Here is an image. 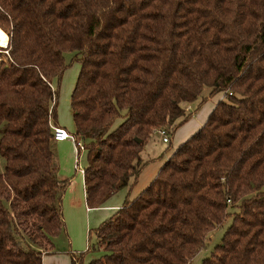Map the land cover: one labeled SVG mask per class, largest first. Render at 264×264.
<instances>
[{
    "label": "trees",
    "instance_id": "trees-1",
    "mask_svg": "<svg viewBox=\"0 0 264 264\" xmlns=\"http://www.w3.org/2000/svg\"><path fill=\"white\" fill-rule=\"evenodd\" d=\"M0 29V264H42L65 234L51 150L65 52L88 209L131 186L183 105L227 96L70 264H189L228 217L202 264H264V0H0Z\"/></svg>",
    "mask_w": 264,
    "mask_h": 264
},
{
    "label": "rangeland",
    "instance_id": "rangeland-1",
    "mask_svg": "<svg viewBox=\"0 0 264 264\" xmlns=\"http://www.w3.org/2000/svg\"><path fill=\"white\" fill-rule=\"evenodd\" d=\"M4 48H0V59L2 57V50H4ZM63 57L65 63L68 65V68L64 72L60 81L56 122L58 127L66 130L70 135H72L74 133V126L72 120V110L70 107V94L73 90L79 72V64L72 61V53L65 52ZM54 87L55 85L53 84V89ZM208 94L209 89L204 88L200 98L195 103H193L191 106L183 105L189 112L192 113V116L186 123H184V125L186 124V127L183 128V125L182 128H179L175 132L174 136L170 135L168 137V130L163 131L165 136L169 138V143L164 144L162 142L164 136L159 134V131L153 133V137L144 143L143 150L140 154L141 161L144 165L138 173L137 178L131 181V186L129 188L119 191L117 194L107 200L103 205L104 207H109L111 204L115 203L122 204L126 197H128L129 200L137 197V195L142 192L154 179L158 170L163 166L167 159L171 157L172 151L178 146L180 142L188 138V136H190L196 130V128L187 137L183 138V136H185V134L191 130L195 124L199 125L202 123V121H205L203 119L206 115H208L213 104L217 103L218 100H225L227 97L224 93L218 94L214 97H208ZM77 142L81 143L82 145V142L79 140H77ZM51 150L58 167V179L60 181L70 180V184L67 187L62 199V214L65 224V231L69 236V242L71 237L68 231L69 229L70 231L74 232L72 235H74V239L76 240L77 238L83 237V233L80 234V230L83 232V228L87 225L85 241L88 245L92 246L96 242V238L93 233L94 229L101 226L105 220L112 216V213L111 211H105L104 209H101L103 206L98 209L89 210V212H91L89 213V217H84L83 214L81 216H75L70 212V207L74 206L76 202L81 203V201L84 200V196H82V171H84L86 168V151L84 149L77 151L74 141L70 139L62 143H57L54 141L52 143ZM234 211L235 210L232 212ZM230 221L231 217H228L221 227L213 231V233L209 236V240L207 241L204 249L199 251L192 258L189 264H202L204 259H207L212 255L215 247L220 244L223 233L230 225ZM66 237L67 236L64 233H61L57 237L58 239H54V242L56 241L54 245L56 247L62 246L67 248L69 243L65 241ZM99 256V253L89 252L85 255L83 262L84 264H88L90 260L96 259Z\"/></svg>",
    "mask_w": 264,
    "mask_h": 264
},
{
    "label": "crops",
    "instance_id": "crops-1",
    "mask_svg": "<svg viewBox=\"0 0 264 264\" xmlns=\"http://www.w3.org/2000/svg\"><path fill=\"white\" fill-rule=\"evenodd\" d=\"M216 104V103H215ZM215 104H213L211 107L213 108L214 107V105ZM212 109H210V111H211ZM210 111H209V113H210ZM208 113V114H209ZM205 118H207V115L204 117V119L203 120H205ZM201 121V120H200ZM204 123V121H202V123L201 124H195V126L191 129V130H189L186 134H185V136H183V138H185V137H187L189 134H191V132H193V130H195V128H196V130L202 125ZM184 124H182L179 128H182V126H183ZM184 127H186V124L183 126V128ZM178 128V129H179ZM177 129V130H178ZM176 130V131H177ZM195 130V131H196ZM175 131V132H176ZM194 131V132H195ZM193 132V133H194ZM192 133V134H193ZM191 134V135H192ZM190 135V136H191ZM189 137V136H188ZM187 139V138H186ZM185 139V140H186ZM184 140V141H185ZM64 142V141H63ZM183 142V141H182ZM182 142H180L179 144H181ZM57 143H62V142H57ZM178 144V145H179ZM83 178V177H82ZM82 196H84V191H83V194H82ZM121 205L122 204H119V203H115V204H111L109 207L108 206H103L101 209H104L105 211H111V213L113 214L116 210H118L120 207H121ZM108 207V208H107ZM70 209V212L73 214V215H75V216H77V215H79V216H81L82 214H83V216L84 217H89V213H91V212H89V210H91V209H88L87 207H86V205H85V199L84 200H82L81 201V203L80 202H76L75 203V205L74 206H72V207H70L69 208ZM103 210V211H104ZM86 227H87V225H86ZM86 227H84L83 228V232H82V230H80V234L81 233H83V237H80V238H77L76 240L74 239V235H72L74 232H72V231H70V229L68 230L69 231V234H70V242H69V236L66 234V231H65V235L68 237V239H67V237H66V240L65 241H67V243H69V246L66 248V247H56L55 245H54V252L53 253H51V254H47V255H44L43 256V258H42V264H70L71 263V258H70V254L71 253H78V252H83V251H85L86 249H87V242L85 241V239H86V230H87V228ZM76 236V235H75ZM55 239H58V238H55ZM54 243H56V241L54 242ZM58 248V249H57Z\"/></svg>",
    "mask_w": 264,
    "mask_h": 264
},
{
    "label": "built area",
    "instance_id": "built-area-1",
    "mask_svg": "<svg viewBox=\"0 0 264 264\" xmlns=\"http://www.w3.org/2000/svg\"><path fill=\"white\" fill-rule=\"evenodd\" d=\"M53 130H54V135H53L54 141L63 142V141L70 139V140L74 141L77 151H78V149H79V151H81L83 149L81 143L76 142L75 139L66 130H64L62 128H53ZM159 134L164 136V138L162 139V142L164 144H167L168 141H167V137L165 136V133L163 131H159ZM82 174H83V171H82Z\"/></svg>",
    "mask_w": 264,
    "mask_h": 264
},
{
    "label": "bare ground",
    "instance_id": "bare-ground-1",
    "mask_svg": "<svg viewBox=\"0 0 264 264\" xmlns=\"http://www.w3.org/2000/svg\"><path fill=\"white\" fill-rule=\"evenodd\" d=\"M7 41V35L0 29V48H4L7 45Z\"/></svg>",
    "mask_w": 264,
    "mask_h": 264
},
{
    "label": "water",
    "instance_id": "water-1",
    "mask_svg": "<svg viewBox=\"0 0 264 264\" xmlns=\"http://www.w3.org/2000/svg\"><path fill=\"white\" fill-rule=\"evenodd\" d=\"M138 143H140V141H138Z\"/></svg>",
    "mask_w": 264,
    "mask_h": 264
}]
</instances>
